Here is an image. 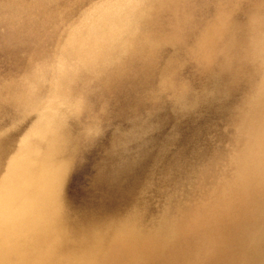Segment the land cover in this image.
I'll use <instances>...</instances> for the list:
<instances>
[{
    "label": "rangeland",
    "instance_id": "rangeland-1",
    "mask_svg": "<svg viewBox=\"0 0 264 264\" xmlns=\"http://www.w3.org/2000/svg\"><path fill=\"white\" fill-rule=\"evenodd\" d=\"M170 1L120 66L68 62L85 107L67 123L66 222L76 249L123 224L165 237L181 222L141 264H264V0ZM114 2L0 0V177L36 118L15 91L42 68L51 80L69 37Z\"/></svg>",
    "mask_w": 264,
    "mask_h": 264
},
{
    "label": "bare ground",
    "instance_id": "bare-ground-1",
    "mask_svg": "<svg viewBox=\"0 0 264 264\" xmlns=\"http://www.w3.org/2000/svg\"><path fill=\"white\" fill-rule=\"evenodd\" d=\"M117 2L108 8L98 7L99 14L87 11L90 23L75 31L62 47L65 52L51 80L50 71L42 68L15 91L20 106L24 111L31 108L36 118L0 177V264H141L143 250L165 252L179 239V221L165 228V237L164 229L144 233L133 223L123 224L107 239L94 234L92 241H80V249H76L79 246L65 219L62 190L72 145L67 123L85 107L84 100L67 94L79 78L78 67L72 68L68 62L80 59L83 65L96 68L115 63L117 53L132 49L130 41L147 33L144 21L171 1ZM48 80L53 92L42 98L40 91ZM106 240L109 246L104 248Z\"/></svg>",
    "mask_w": 264,
    "mask_h": 264
},
{
    "label": "snow or ice",
    "instance_id": "snow-or-ice-1",
    "mask_svg": "<svg viewBox=\"0 0 264 264\" xmlns=\"http://www.w3.org/2000/svg\"><path fill=\"white\" fill-rule=\"evenodd\" d=\"M95 134H98V133H95Z\"/></svg>",
    "mask_w": 264,
    "mask_h": 264
}]
</instances>
